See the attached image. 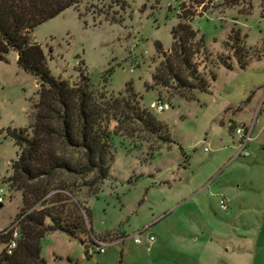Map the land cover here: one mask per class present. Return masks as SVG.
Wrapping results in <instances>:
<instances>
[{"label":"rangeland","instance_id":"1","mask_svg":"<svg viewBox=\"0 0 264 264\" xmlns=\"http://www.w3.org/2000/svg\"><path fill=\"white\" fill-rule=\"evenodd\" d=\"M182 6L194 15L189 24L196 40L202 38L205 43L195 62L209 89L207 93L194 91L193 101L171 89L145 88L152 85L151 76L163 61L162 53L171 50V30L180 22ZM234 38L239 39L237 44ZM31 39L46 54V67L54 78L76 85L80 73L89 77L97 103L102 98H122L130 84L141 99V108L147 110L157 101L168 105L162 113L150 112L165 128L159 134L139 126L126 133L122 124L110 121L107 129L112 134L114 161L108 178L97 187L87 186L90 177L60 174L54 178L53 185L65 182L76 194L65 204L67 209L72 210L78 200L88 216L80 210L84 224L79 226L84 233L78 240L59 231L49 232L41 240L46 264H211L213 260L217 264H250L244 254L238 252L243 259H234L232 253H223L233 247L239 251L242 243L231 236L235 226H223L231 209L220 210L219 193L225 180L230 189L241 186L250 198L245 202L246 211L257 210L255 216H261L264 202L252 194L263 192L255 178L264 181V163L252 164V157H239L231 164L235 149L229 125L259 123L264 114V0H83L75 9L36 27ZM238 58L248 63L245 70L239 68ZM5 59L0 62V190L4 192L0 233L11 229L23 211L41 209L53 193L28 209L23 191L8 184L19 149L6 131L25 130L32 137L41 88L17 66V54L10 52ZM252 99L255 103L261 100L257 110L246 103ZM60 155L72 164L81 162L77 151H61ZM247 179L255 182L246 188L242 183ZM201 186L205 191L196 196ZM259 219L251 224L254 232L261 227ZM150 237L154 242L148 244ZM92 238L106 245L104 254L94 251Z\"/></svg>","mask_w":264,"mask_h":264},{"label":"trees","instance_id":"2","mask_svg":"<svg viewBox=\"0 0 264 264\" xmlns=\"http://www.w3.org/2000/svg\"><path fill=\"white\" fill-rule=\"evenodd\" d=\"M82 1L0 0V62H5L6 55L14 52L17 66L33 76L41 88L32 137H27L25 130L6 131L19 149L11 166L13 174L7 181L11 189L23 191V204L28 209L53 192L42 202L41 209L23 211L19 215L17 247L10 256L3 251L0 264H46L41 257V240L49 232L59 231L74 240L84 233L79 226L84 224L80 210H85L88 216L87 209L77 200L72 210H68L65 204L76 198V194L65 182L53 185V180L60 174L90 177L87 186L95 188L108 178L114 161L112 134L107 129L110 121L122 124L126 133L135 132L136 126L150 134L165 130L148 110L141 108V99L130 84H126L122 98L109 101L102 98V102L97 103L90 91L89 77L80 73L79 83L71 85L54 78L47 69L46 54L31 39L33 30L66 10L75 9ZM180 9V22L171 30V50L169 54L162 53L163 61L151 76L152 85H145V88L149 91L157 87L171 89L183 99L193 101L194 91L207 93L209 89L195 62L204 52L205 43L202 38L196 40L197 34L189 24L194 15L184 6ZM238 42L239 39L234 38V43ZM155 47L160 53V44L156 43ZM236 48L237 56L239 50ZM237 62L241 70L247 68L248 63H242L239 58ZM225 67L231 69L229 65ZM212 80H215L214 75ZM160 140L166 142L168 138ZM66 150L79 152L81 162L72 164L61 156L60 152ZM9 239L10 236H0L3 244Z\"/></svg>","mask_w":264,"mask_h":264},{"label":"crops","instance_id":"3","mask_svg":"<svg viewBox=\"0 0 264 264\" xmlns=\"http://www.w3.org/2000/svg\"><path fill=\"white\" fill-rule=\"evenodd\" d=\"M55 19V18H54ZM53 20V19H52ZM51 21V20H50ZM49 22V21H48ZM47 23V22H46ZM45 24V23H44ZM33 35V33H32ZM260 90V88L258 89ZM262 91V90H261ZM263 91H264V87H263ZM260 92V91H259ZM257 98L256 96H254V99ZM254 99H252V101H250L248 104V106L252 107V109L254 110V106H256V110L258 108V105L260 103L261 100H264V94L261 98V100L258 103L254 102ZM243 109H241L242 111ZM240 111V112H241ZM239 113V112H238ZM237 113L234 116H236ZM233 122H237L234 118L231 119ZM238 124H247L246 122H237ZM258 124V125H257ZM251 125H253V134H252V141L249 144V152H250V156L249 158L252 157L251 161L252 164H254V162H262L264 163V114L263 116H261V121L258 123V121H256L254 124L252 123ZM250 125V126H251ZM232 146L235 149L234 151V155L231 158V164H233L240 156H238V151H237V143L236 140L232 134ZM251 169L254 170V173H256V175L258 174V172H256V167L253 166ZM225 168L223 167L219 174L220 176L223 174ZM218 176V175H217ZM215 176V180H217L219 178V176L217 177ZM255 176V175H254ZM255 180H257V183L259 184V187L263 189V192H259V194H257L256 196L254 194H252V197H257L259 199H262V201L264 202V181L261 182L259 181V178H255ZM255 180H251L250 179L246 180L244 183V186L247 188L248 186H250V184H253V181L255 182ZM225 183H223V187L221 188V191L219 194H221V197H229L231 199V206H230V212L227 214V219L225 217L226 223L223 224V226H226L228 228H233V226H235L233 228V232L231 233V236H233L234 238H238L241 243L242 246L241 248L238 249L237 248H232L231 249H227L224 250L223 253L224 254H229L232 253V257H234V259H238V257L240 259H247L249 260L250 264H261V260L262 257H264V205H262L261 208V216L260 217H256V213L257 210H254L252 212H247L246 207H245V202L249 201V195L246 191L242 190L241 191V186L239 185H233L232 188L230 189V185L228 183V180L224 181ZM233 183V181H231ZM206 188H208V186H205ZM205 187L201 186L198 187L196 189V196L197 195H201L204 191H205ZM254 200H252L253 202ZM248 208V207H247ZM235 210H238V213H235ZM256 215V216H255ZM259 215V214H258ZM258 218H260L259 220L261 221V227L258 231L254 232L251 230V224L254 222V220H257ZM228 220H233L235 221L231 223ZM224 227V228H226ZM240 227L243 229V231H240ZM218 231V234H222L221 231ZM237 249V254H233L234 250ZM244 254L243 258H241L239 256V253ZM259 253V255L257 256L256 254ZM234 255V256H233ZM211 264H217L216 260H213L211 262Z\"/></svg>","mask_w":264,"mask_h":264},{"label":"built area","instance_id":"4","mask_svg":"<svg viewBox=\"0 0 264 264\" xmlns=\"http://www.w3.org/2000/svg\"><path fill=\"white\" fill-rule=\"evenodd\" d=\"M212 3H218L220 0H210ZM168 109V105L161 103L160 101H157L155 103H151L147 110L149 112H156V113H162L165 110ZM229 128L232 129V134L236 140L237 143V151L238 156L246 158L250 156V152L248 150V146L250 142L252 141V134H253V125H245V124H239L236 126L229 125ZM206 153L209 152L208 149L204 150ZM4 195L3 190H0V205L3 202L2 196ZM231 201L227 197H221L219 199V208L222 211H227L230 207ZM21 219H19L11 229L2 231L0 236H10V239L7 243L3 245V251L6 253V255L10 256L14 252V250L17 247V242L19 240V223ZM135 242L137 244H143V242L139 239H135ZM154 242V239L150 237L148 239V244H151ZM91 244L95 252L99 254L105 253L106 245L100 242L99 240L92 238Z\"/></svg>","mask_w":264,"mask_h":264}]
</instances>
